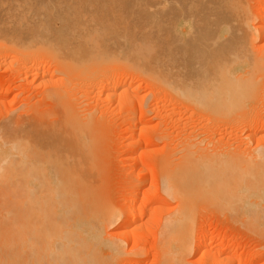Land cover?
<instances>
[{
  "label": "bare ground",
  "instance_id": "1",
  "mask_svg": "<svg viewBox=\"0 0 264 264\" xmlns=\"http://www.w3.org/2000/svg\"><path fill=\"white\" fill-rule=\"evenodd\" d=\"M124 1L134 7L118 17L131 21L133 26H124L121 36L113 33L118 38L110 39L111 34L102 38L98 29H91V14L82 6L81 0H0V52L12 53L15 61L22 65L31 58H35L32 62L36 58L48 59L53 62L54 73L61 75L59 80L63 85L58 96H54L52 91L49 94L56 105L57 114L53 120H41L34 113L25 111L10 114L11 117L7 116L8 119L0 125V264H113L114 258L123 255V247L109 236L107 225L113 223L116 227H123L125 238H134L128 250L137 255L136 232L147 221L149 230L154 228L156 240L159 238L164 247L167 254L164 257L173 255L182 260L181 256L184 258L191 250L188 244L191 224H186L184 233L179 229L185 220H190L193 201L198 196L214 200L220 207H236L250 214L259 203L246 179L227 180L216 173L217 176L206 173L205 177L195 170L187 174L190 169L187 160L199 159L197 154V158H193L192 152L190 156L193 159L188 157L189 154L183 155L187 160L180 157L184 159L178 162L183 170L180 171L179 164H176L181 177L184 175L182 179L179 174H175L174 179L171 174L164 179L165 197L175 199L176 203L165 216L160 236L157 235V206H152L148 213L138 214L137 209L140 208L135 205L140 188L138 183L136 186L128 183L126 194L129 195L122 208L108 203L106 198L103 199L104 195L97 194L98 189L93 188L96 185L92 187L95 182L92 175L95 173L91 171L90 153L94 150L91 138V121L94 118L90 119L89 113L81 106L82 102L76 101L80 99L76 98L77 92H81L77 91L79 84L103 75L108 82L107 96L111 99L115 97L116 83L125 80L133 70L144 76L154 88L157 80L162 85L165 83L168 90L172 88L170 93L175 91L176 95L179 94L177 96L192 103V108L204 109L201 113L208 110L207 113L215 111L217 115H224L236 111L241 105L235 115L240 113L242 116L241 110L250 92H253L250 98H254L252 96L260 87L257 86L260 85L257 83L258 70L263 61L259 54H253L255 51L250 48V38H256L261 32L264 34V13L254 12L260 22V25H255L254 13L235 0ZM259 1L264 7V0ZM236 3L239 4L235 6ZM157 47L160 48L158 54ZM116 65L129 71H120L119 67L115 70ZM29 68L36 75L42 74H39V62L30 64ZM72 95L76 98L74 102ZM183 99L179 100L185 102ZM255 99L252 100L255 102ZM245 116L249 120V113L248 117ZM259 123L250 125L253 126L251 128L247 126L248 137L263 132L264 121ZM141 124L147 126L146 122ZM132 141L131 153L138 156L134 164H139L143 159L140 156L144 149L141 144L149 143L150 139L140 133ZM253 157L250 161L255 159ZM141 172L148 171L142 169ZM193 172L200 178H192ZM140 204L147 206L146 201ZM210 235V232L203 231L195 240L194 248L206 245ZM225 251H232L230 245L217 242L214 250L206 248L203 253L207 252L213 261L233 264V258L228 257L230 254L222 255ZM254 259L256 256L250 258Z\"/></svg>",
  "mask_w": 264,
  "mask_h": 264
},
{
  "label": "rangeland",
  "instance_id": "2",
  "mask_svg": "<svg viewBox=\"0 0 264 264\" xmlns=\"http://www.w3.org/2000/svg\"><path fill=\"white\" fill-rule=\"evenodd\" d=\"M81 1L82 6L91 14L90 16L93 21L92 26H90L92 27L91 29H98L101 36H103L102 38L108 37L109 34H111L110 39L118 38V35L113 36V33L120 35L124 26L125 28L127 26H133L131 21H126V19L118 17V15L125 10L134 7V5L128 1ZM235 2L245 4L248 11H252V13H264V7H261L259 0H235ZM239 3H236L235 6ZM255 13L252 14L253 22L255 25H260L257 19L258 17H255L258 14ZM123 31H125V29ZM261 33L257 34L260 35ZM225 35H223V37H225ZM257 36H255L256 38H250L251 43H249L251 47H249L251 50L253 49L255 51L253 54L255 53L256 56L259 54L258 56L262 57L261 59L263 62H260L259 65V80H257V83L260 84H257V86L261 88L258 87L259 89H256V93L252 96H255L254 98H250L253 93L250 92L251 94H249V96L247 95L248 101H245L244 105L242 104L243 109L241 112L244 116L246 115L245 117H248L247 113H249V120L244 118L242 114L240 115V113H236L239 116L235 115L236 111H240L239 108L241 105L238 106V109L235 108L237 109L236 111L232 110L229 112L231 117L229 114H218L221 116L219 117L215 111L207 113L208 110H206L207 112L201 113L204 109L199 110L195 105L196 108H192L193 104L177 96L179 94L176 95L175 91L174 93H170L173 92L171 91L172 88L168 90L169 88L164 85V82H166L164 79V82L160 81L164 83L163 85L157 80L158 84L154 88L153 85L151 86V84L147 83V79L143 78L144 76L142 77L139 73L136 74L133 70H131L132 72L130 71L131 73H128L125 80L118 84L116 83V88L114 89L115 97L111 99L107 96L109 92V88L107 87L108 82L103 78V75L86 84H79L81 86H79L80 89H77V91L81 92H77L76 98L79 97L81 100L79 99L76 101L82 102V104H79L85 109L84 111L89 113L90 119L94 118L91 121L92 124L90 123L93 131V133H91L93 141L92 139L91 141L94 149H91L92 153H90V160H92L90 161V165L91 171H93L92 173H95V175H92L94 176V179H92L95 181L93 183L92 180V187L96 185L93 188L96 187V190L98 189L97 194L99 192V196H101V194L104 195L103 199L106 198L108 203L122 208L125 203L124 199L129 195L126 194V192L128 193L127 187L129 184L136 186L138 183L137 185H140V188L137 190V193L135 191L137 194L135 205L137 208H140L137 209L138 214L143 212L148 213L152 206H157V235H159L168 210L175 206L176 203L175 199L168 198L167 196L165 197L166 194L163 190L164 179L167 177L169 178L170 176L166 177V175L170 174L173 175L171 176L172 179L178 174L181 177L180 171L183 169L181 168L182 164L180 165L178 162L184 160L183 158H185V156L183 157V155L187 154L186 156H188L189 154L188 157H191L190 155L192 153H194L192 154L193 158H197V154L199 159H193L191 157L193 159L190 160V162L192 161L191 165L187 160L188 158H185L190 168V173L187 171V174H192L190 170H195L201 172V175L203 174L205 177L206 173H216L217 175H221L220 178L224 176L225 178L223 179H246L249 182L248 187L251 189L250 191H254L253 193H255L254 195L256 196L255 199L259 202L258 205L256 204L253 207L250 214V212L238 210L236 207L234 209L226 205L220 207L219 203L213 202L214 200L209 198L206 199L205 197V199L203 197L202 199L197 195L198 197L195 199V202L193 201V209L189 214L190 220H185L179 229L180 233H184L187 227L186 224H191L188 237V244L191 250L188 251L184 258L181 256L182 260L173 255L171 257H164L166 254L164 253L165 250H163L164 247L159 243V238L156 240L154 228L149 230L150 223L148 221L142 224V227H139L136 232L138 234V239L136 240L139 247L137 249L139 254L137 253V255L133 250H128L134 238L131 237L132 239H126L123 235V227H116L113 223L108 224L106 231L110 233L109 236H112L111 238L117 240L123 247V255L114 258L112 261L113 264H223V260L218 262L213 261L211 260V256L206 254L207 252L203 253V250L206 248L214 250L217 242L230 245L232 251H225L222 255L228 256L230 254L228 257L233 258H231L234 260L233 264H264V206H262L264 205V129L263 132L261 131V133H258L255 137L253 136L251 138L247 136L249 132L247 126L259 125L260 121H264V78H262V76L264 77V34L258 36L259 38ZM226 37H228V35H226ZM119 38L123 39L122 37ZM158 43L159 41L157 40V46ZM158 47L157 54L160 49H158ZM14 58L12 53L7 54L6 52H0V125L5 122L4 119H8L7 116L11 117L10 114L13 115L14 113L25 111L29 114L34 113V115H37L41 120H53L57 114L56 105L55 100L51 99L49 94L55 92L54 96H58V91L63 88L62 81H60L61 79L59 80L60 74L54 73L53 62L48 59L40 60L39 58H36V60L32 62L35 58H31V61L28 60L29 62L25 64V66L15 61L16 59ZM36 61L40 63L39 74L42 73L41 75H36L34 72H31L32 70L29 68V65L34 62L37 63ZM118 67L120 68L121 66L116 65L114 69L119 70ZM110 70L111 68L108 69V71ZM122 70L123 68H120V71ZM259 71H261L262 74ZM157 78L160 80L162 79L158 76ZM47 91L52 92L47 93ZM167 91L169 92L167 93ZM251 91H253V89ZM168 94H170V96ZM54 96H52V98H54ZM256 97L257 99H255ZM76 98L72 95L71 100L74 102ZM179 99L185 100L186 103ZM252 99H255V102ZM245 100H247V98ZM256 100L258 101L256 102ZM190 104L192 105L190 106ZM250 105H252L253 108ZM190 107L191 109H189ZM213 112L217 116L212 115ZM233 114L234 116L232 117ZM225 115H227V117H224ZM253 115L255 117H253ZM240 116L245 120L244 122H242L243 120ZM228 117H230L231 120ZM239 117L241 119L240 122H242L241 124H239L240 122L238 121ZM220 118L226 119H222L223 122H221ZM233 121L234 123H232ZM144 122H146V127H143L141 124ZM249 122L252 123L250 124ZM140 133L146 135L150 141L149 143L141 144L142 149L144 148L140 155L143 158L140 160L141 164H134V160L137 159L138 156L131 153V149L133 148L132 138ZM257 142H261V145H258ZM260 153H263V155ZM256 155L259 156L257 157ZM260 155H262V157H260ZM91 156H94L95 159L94 157L91 158ZM181 156L183 160L180 159ZM252 156H254L255 159L250 161ZM201 160H203V162ZM91 163H93V165ZM177 163L180 166V171L176 166ZM182 163L184 164L185 162ZM198 163H200L199 167H197ZM142 169L148 172H141ZM176 169L180 173H175L177 172ZM186 169L188 170L187 167L185 170ZM155 173L157 176H155ZM215 175H213V178ZM151 176L155 179L151 178ZM195 176L196 174L194 173L192 178ZM182 177L180 179H182ZM205 177L203 176V178ZM196 178H200V176H196ZM152 179L154 180L153 182ZM151 183L153 184L151 185ZM254 188L257 190H254ZM195 197L196 196H194V198ZM165 198H167V200ZM143 201H146L147 206H142L140 204L143 203ZM148 203L155 204L150 205ZM138 204H140L141 207H138L140 206ZM235 209L236 211H234ZM257 209L259 210L257 211ZM139 210L142 211L140 212ZM244 213L246 214L244 215ZM203 231L210 232V240L208 239L206 241L207 244L203 247L196 249L193 246L194 242ZM183 253L185 254L186 252ZM253 256H256V259L252 261L250 258ZM239 260H241V263L238 262Z\"/></svg>",
  "mask_w": 264,
  "mask_h": 264
}]
</instances>
